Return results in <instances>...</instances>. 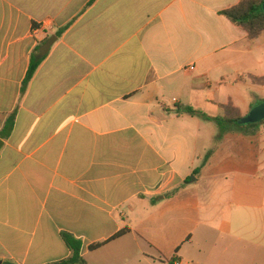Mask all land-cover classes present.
Returning <instances> with one entry per match:
<instances>
[{
  "label": "crops",
  "instance_id": "1",
  "mask_svg": "<svg viewBox=\"0 0 264 264\" xmlns=\"http://www.w3.org/2000/svg\"><path fill=\"white\" fill-rule=\"evenodd\" d=\"M240 1L0 0V264H264V123L186 111L264 100Z\"/></svg>",
  "mask_w": 264,
  "mask_h": 264
},
{
  "label": "trees",
  "instance_id": "2",
  "mask_svg": "<svg viewBox=\"0 0 264 264\" xmlns=\"http://www.w3.org/2000/svg\"><path fill=\"white\" fill-rule=\"evenodd\" d=\"M263 5L264 0H241L237 6L225 11L224 15L227 16L233 24L243 28L246 31L249 40H255L264 35ZM44 59L45 58L40 57L38 50L32 54L29 70L26 79L23 82V93L26 91L29 83L33 79ZM223 108L225 109V116L223 117H211L190 107L186 108V111L191 115H197L207 121L215 123L219 129V134L216 137V141L220 140L227 132H237L243 135H255L258 132V127L264 123V121H262L258 124H242L241 122L245 117H243L235 107L229 104ZM10 129V124H7L6 133H8ZM127 232L128 229H125L119 235H117V237L124 235ZM63 239L70 249L71 255L67 259L51 264H87L81 255V241L77 240L71 234H63ZM101 245L102 244L91 246V250H96Z\"/></svg>",
  "mask_w": 264,
  "mask_h": 264
},
{
  "label": "water",
  "instance_id": "3",
  "mask_svg": "<svg viewBox=\"0 0 264 264\" xmlns=\"http://www.w3.org/2000/svg\"><path fill=\"white\" fill-rule=\"evenodd\" d=\"M264 9V5H263ZM57 40L56 36H52L47 42L40 48V57L44 58L47 56L55 41ZM264 121V101L258 102L250 111V113L245 116L242 124H258Z\"/></svg>",
  "mask_w": 264,
  "mask_h": 264
},
{
  "label": "rangeland",
  "instance_id": "4",
  "mask_svg": "<svg viewBox=\"0 0 264 264\" xmlns=\"http://www.w3.org/2000/svg\"><path fill=\"white\" fill-rule=\"evenodd\" d=\"M213 126H215V127H217L218 128V126L214 123V125Z\"/></svg>",
  "mask_w": 264,
  "mask_h": 264
},
{
  "label": "built area",
  "instance_id": "5",
  "mask_svg": "<svg viewBox=\"0 0 264 264\" xmlns=\"http://www.w3.org/2000/svg\"><path fill=\"white\" fill-rule=\"evenodd\" d=\"M191 69H193L192 67H191ZM176 101V100H175Z\"/></svg>",
  "mask_w": 264,
  "mask_h": 264
}]
</instances>
